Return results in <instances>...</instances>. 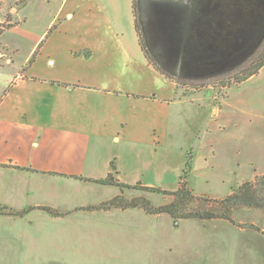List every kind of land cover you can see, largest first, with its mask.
<instances>
[{
  "label": "crops",
  "instance_id": "crops-1",
  "mask_svg": "<svg viewBox=\"0 0 264 264\" xmlns=\"http://www.w3.org/2000/svg\"><path fill=\"white\" fill-rule=\"evenodd\" d=\"M51 2L53 17L24 62L15 66V53L5 57L0 73V205L30 208L0 216V251H13L4 256L22 264L122 259L119 250L134 245L117 237L144 228L125 224L132 209H86L121 191L83 178L107 177L112 162L129 185L171 176L175 108L182 103L208 109L209 126L194 138H207L217 186L264 174V66L224 87L216 105L180 98L176 83L142 50L134 0Z\"/></svg>",
  "mask_w": 264,
  "mask_h": 264
},
{
  "label": "rangeland",
  "instance_id": "rangeland-1",
  "mask_svg": "<svg viewBox=\"0 0 264 264\" xmlns=\"http://www.w3.org/2000/svg\"><path fill=\"white\" fill-rule=\"evenodd\" d=\"M47 1L52 0H0V73L6 66L5 57H12L14 53L15 66L21 65L39 34L45 30L56 8L55 3L47 4ZM242 75L245 73L234 71L209 80L175 79L178 84L169 79L176 83L180 98L198 97L211 100V104L216 105L227 91L223 85L235 83ZM175 111L171 176L158 180L159 184L144 186L162 191L146 190L138 182L136 188H125L123 195L128 199L143 196L154 205L170 202L173 196L163 190H178L189 153L194 160L188 187L198 196L191 204L197 210L210 204L205 198L222 199L230 188L238 186H217V179L209 175L215 170L205 142L207 138L202 142L194 138L197 130H205L209 126L208 109L182 103ZM192 142L194 145L189 146ZM227 156L233 157V154ZM208 176L210 179L206 181ZM132 210L135 211L125 213V224L139 225L144 230L138 234L127 233L124 240L122 235L117 237L115 241L120 244L134 246L120 249L122 259L113 264H264V210L241 207L233 211L231 220L175 219L169 214L151 215L139 208ZM6 252L13 253L0 251L3 253L0 264H22L14 256H4Z\"/></svg>",
  "mask_w": 264,
  "mask_h": 264
},
{
  "label": "trees",
  "instance_id": "trees-1",
  "mask_svg": "<svg viewBox=\"0 0 264 264\" xmlns=\"http://www.w3.org/2000/svg\"><path fill=\"white\" fill-rule=\"evenodd\" d=\"M193 4L189 22L182 11L177 17L171 15L179 10L172 4H167L164 17L160 16L159 21L155 20V28L159 29L162 44L166 45V42L170 41L168 48H174V50L167 48L169 52L165 55L171 53L173 58L166 60L162 59L160 56L162 52L157 50V45L151 44L148 37L142 18V0H134L135 26L140 44L146 57L156 69L174 81L175 79L209 80L226 76L234 71L245 73L235 83L224 84V87L240 84L257 74L264 66V0H194ZM176 55L180 58V70L173 72L166 64L177 63L174 59ZM175 82L178 84L177 81ZM193 160L194 156L188 153L180 187L175 192L163 190L166 194L172 195L173 199L162 205H154L143 196L126 198L123 190L136 188V185L120 182L117 178V167L115 162H112L111 172L107 177L83 179L117 186L121 194L108 201L88 206L86 209L139 208L151 215L169 214L175 219L201 220H231L233 211L241 207L264 210V174L256 176L254 181L244 182L222 199L205 198L210 204L194 210L191 204L198 196L188 187ZM143 188L155 192L161 190L156 187L143 186ZM29 209L15 210L0 205V215H24ZM43 209L52 215L61 214L53 208L43 207Z\"/></svg>",
  "mask_w": 264,
  "mask_h": 264
},
{
  "label": "water",
  "instance_id": "water-1",
  "mask_svg": "<svg viewBox=\"0 0 264 264\" xmlns=\"http://www.w3.org/2000/svg\"><path fill=\"white\" fill-rule=\"evenodd\" d=\"M167 4L175 5L179 9L177 12L171 14L175 17H177L178 15H181L180 13L181 11L184 13V10H185V12L187 13L186 15L187 21L189 22L190 15L193 10V0H142V9H143L142 18L146 26L148 37L151 41V44L153 46L157 45V50H160L162 52L160 55L162 59L169 60L173 58V55L171 53L167 55L165 54L166 52H169V50H174V48L173 47L168 48V43H170V41H167L166 45L162 44L159 29L157 30L155 28V20L159 21L158 17L160 16L164 17L166 15L164 9L167 7ZM185 6H186V9H184ZM176 58L174 59L177 60V63L175 64L171 63L170 70H172L173 72H178L180 70L179 55H176Z\"/></svg>",
  "mask_w": 264,
  "mask_h": 264
},
{
  "label": "flooded vegetation",
  "instance_id": "flooded-vegetation-1",
  "mask_svg": "<svg viewBox=\"0 0 264 264\" xmlns=\"http://www.w3.org/2000/svg\"><path fill=\"white\" fill-rule=\"evenodd\" d=\"M193 2H194V0H193ZM193 6H194V4H193ZM184 9H186V6L184 7ZM185 15H187V13L185 12V10H184V16ZM187 18V17H186ZM157 29V28H156ZM166 66L167 67H169L170 69H171V62H168L167 64H166Z\"/></svg>",
  "mask_w": 264,
  "mask_h": 264
}]
</instances>
